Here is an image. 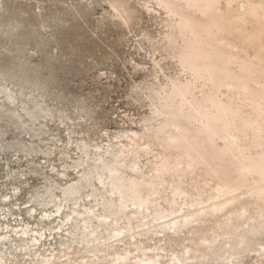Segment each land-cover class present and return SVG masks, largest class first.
<instances>
[{
	"label": "bare ground",
	"instance_id": "obj_1",
	"mask_svg": "<svg viewBox=\"0 0 264 264\" xmlns=\"http://www.w3.org/2000/svg\"><path fill=\"white\" fill-rule=\"evenodd\" d=\"M155 1L169 18L168 33L162 45L174 51L187 77L180 81L164 76L166 80L163 84L144 86L145 99L152 108L151 116L142 119V129L160 138L163 150H173L174 159L169 160V154H165L154 171L147 175L140 170L136 159L124 161L113 157V151L108 148L111 146L107 144L108 153L97 155L98 161L93 165L94 175L85 173L77 180L76 185L71 182L60 185L45 181L39 189L31 192L27 203L32 204L28 205V212L33 204H52L56 193L62 201H70L74 205L78 204L82 190L87 198L99 197L97 210H100V214L96 221V213L92 207L87 209L82 218L83 229L68 220L72 219L70 212L65 218V225L73 227L71 232L74 237H69L60 244L66 249L86 253L75 260L77 264H128L132 258L133 264H158L167 255L161 254L165 252L166 240L177 239L187 244L180 254L171 251L167 263L241 264L242 257L252 250L251 245H259L253 249L257 254L256 264H264V244H261L264 232V213H261L264 210V183L256 184L264 178V0ZM110 2L123 25L128 26L131 21L135 24L139 20L138 13L129 3L123 0ZM121 10L127 11V15ZM6 23L9 24V20ZM9 35L13 33L9 32ZM248 47L254 48L253 59L245 57ZM16 64L18 61L13 69H5L2 74H11ZM234 64L237 65L238 72L232 70ZM24 65L22 61L21 66ZM246 73L247 75L242 76ZM251 75L254 76L251 78ZM226 78L231 80L229 87H226L231 95L223 103L217 91L220 86H224L222 81ZM239 79L241 81L236 83ZM22 80L26 86L42 84L37 79L24 77ZM206 81L209 92L202 93L196 99L195 91L206 86ZM21 93L13 94L9 87L0 86V97L10 105L15 104L16 96ZM43 96L40 94L38 99L33 100L31 108L22 106L23 113L28 117V126L33 125L40 116H51L53 110L44 103ZM57 108L61 120L64 112L68 113L64 106ZM5 115L14 122L24 120V115L18 116L12 109ZM63 124L65 122H60V125ZM88 128L89 131L93 130L94 124ZM70 129L67 130L69 134L72 132ZM43 132L45 128L40 126L37 135ZM132 133L130 138L134 139L138 132ZM199 138L202 142L198 141ZM216 138L222 141V145L215 142ZM75 144L83 157L82 165L89 164V145L85 138ZM27 149L29 152L42 151L46 155L52 152L51 148L39 149L36 146ZM146 149L148 145L144 144L140 152H145ZM119 152L125 156L128 150L122 146ZM67 153L64 147L62 154ZM182 158L186 159L185 163ZM80 164L78 159L71 163L74 168ZM201 164L207 165L206 174L218 175L221 181L212 187L207 198H191L181 184L185 178L193 180L195 176H199L196 167ZM127 169L134 172L125 180L123 174ZM137 170H140L139 173ZM230 171L237 172L233 181L228 176ZM166 176L172 179L168 180ZM93 177L98 181V186ZM105 183L111 185L108 189L110 193L117 196H103ZM253 183L256 185L250 187ZM243 185L250 188L240 191ZM245 196V201L241 202ZM163 202L169 208L164 209L161 206ZM238 202L240 207L235 206ZM251 204L256 206L254 215L248 213V206ZM60 205L54 210L57 214L60 213ZM216 217L221 219L216 220ZM44 222L47 223V220ZM210 223L213 225L209 228V234L206 233V227ZM150 232L158 234V242H163L155 247L161 252L153 255L152 247L148 248L147 253L142 246L143 238ZM197 236L199 241L195 239ZM5 237V232L0 233L2 244H5ZM126 237L128 241L123 242ZM102 238L105 240L102 241ZM29 242L31 244L28 249L25 248V255H31L32 251L37 253L46 244L45 238L40 240L37 235L30 238ZM119 242L133 245V248L116 250ZM72 252L74 251L65 252L62 257ZM134 252L136 254L132 255ZM11 255L9 264L16 259L15 253ZM56 258L57 256L38 259L37 264H51V259L54 262Z\"/></svg>",
	"mask_w": 264,
	"mask_h": 264
},
{
	"label": "rangeland",
	"instance_id": "obj_2",
	"mask_svg": "<svg viewBox=\"0 0 264 264\" xmlns=\"http://www.w3.org/2000/svg\"><path fill=\"white\" fill-rule=\"evenodd\" d=\"M110 1L0 0V86L9 87L13 94L22 92L16 96L14 105L8 104L0 97V110H3L0 111V233L6 234L5 244L0 240V264H9L11 253L16 255L11 264H37L38 259L53 256L57 258L54 262L51 259V264H77L75 260L86 255L83 251L66 249L60 244L69 237H74L71 232L73 227L68 228L69 224L65 225V218L70 212L72 219L68 220L83 229L82 218L87 209L92 207L96 213V221L100 214V210H97L99 197L87 198L82 190L78 204L74 205L70 201H62L56 193L52 204H33L28 212V205L32 204L27 203L31 192L39 189L45 181L60 185L71 182L76 185L77 180L85 173L95 174L93 165L98 161L97 155H105L109 150L113 151V157L124 161L136 159L140 170L147 175L154 171L165 154H169V160L174 159L173 150H163L162 140L142 129V119L151 116L152 108L145 99L144 86L163 84L166 80L164 76L180 81L187 77L174 51L162 45L168 33L169 18L164 10L156 5L155 0H123L139 15L135 24L131 21L126 26L121 23L120 17L116 15L117 10L113 9ZM121 12L127 15V11ZM8 20L9 24L6 23ZM8 31L13 35H9ZM253 56L254 48L248 47L245 57L253 59ZM16 61L18 64L11 74H2L5 69H13ZM22 61L24 67L21 66ZM231 68L234 72L239 71L236 64ZM245 75L247 73L242 74ZM23 76L30 80H40L42 84L26 86L22 80ZM230 81L228 78L224 79L223 88L220 86L217 91L223 103H226L227 97L231 95L226 88L229 87ZM240 81L239 79L235 82ZM204 83L206 86L200 87V91H195L196 99H199L202 93L209 92L208 82ZM40 94L44 95V103L53 112L51 111L50 117L40 116L33 125L28 126V117L21 108L23 105L31 108L33 100L38 99ZM57 106H64L68 113L63 111L65 115L61 116V120L60 113L57 114ZM11 109L18 116L24 115V120L11 121L8 115H5ZM60 122L65 124L60 125ZM92 123L94 128L89 131L88 127ZM40 126L45 128V132L37 135ZM68 129L72 131L70 134ZM132 131L138 132L134 139L130 138L133 136ZM81 138H85L89 145V164L82 165L83 157L75 147V143ZM198 141L202 142V139L199 138ZM215 142L222 145L219 138H216ZM107 144L111 146L108 147L109 150L106 148ZM144 144L148 145V149L140 152ZM30 146L39 149L51 148L52 152L49 155L42 151L29 152L27 148ZM122 146L128 150L125 156L119 152ZM64 147L67 155L62 154ZM76 159L81 164L74 168L71 163ZM182 160L186 162L185 158ZM206 167L204 164L197 165L200 175L195 176L193 180L190 177L183 179L181 187L190 193L191 198H207L212 187L221 181L218 175L206 174ZM132 172L134 171L130 169L124 172L125 180ZM228 176L233 181L237 172L230 171ZM166 177L168 180L172 179ZM93 179L94 183L99 185L95 177ZM104 181L108 182L106 179ZM261 183H264V178L256 184ZM256 184L253 183L250 187ZM105 186L104 192L102 191L104 197L117 196L108 190L111 188L110 184ZM250 187L243 185L239 190L245 191ZM245 199L246 196L240 201ZM239 203L235 206L240 207ZM59 204L61 210L57 214L54 210ZM161 206L164 209L169 208L164 202ZM255 211L257 210L254 204L248 206L249 214L254 215ZM261 213H264V210ZM57 215L59 217H56ZM215 219L220 220L221 217ZM211 225L213 223L206 227V233H211ZM262 225L264 226V218ZM78 231H81L80 228ZM103 233L107 235L105 230ZM152 234L148 233L142 241L144 252L148 253V248L152 247L151 255L161 252L155 247L163 244L158 242V234ZM35 235L39 236L40 240L45 238L46 244L37 253L32 251L31 255H25V248L28 249L31 244L29 239ZM195 239L200 240L198 236ZM101 240L104 241L105 238ZM126 240L128 241L127 237L123 242H127ZM180 240H166L165 252L161 254L167 255H164L158 264H173L167 263L171 251L180 254L183 246L187 244ZM123 242L117 243L116 250L133 248V245ZM261 244H264V232ZM251 246L252 250L242 257L241 264H256L257 254L253 249L259 245ZM70 251L74 252L62 257L65 252ZM135 254L134 252L132 255ZM129 261L128 264H133L134 259Z\"/></svg>",
	"mask_w": 264,
	"mask_h": 264
}]
</instances>
